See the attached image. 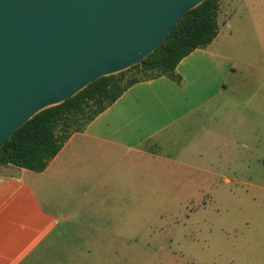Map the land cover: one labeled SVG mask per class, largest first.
<instances>
[{"label":"crops","instance_id":"obj_1","mask_svg":"<svg viewBox=\"0 0 264 264\" xmlns=\"http://www.w3.org/2000/svg\"><path fill=\"white\" fill-rule=\"evenodd\" d=\"M217 20V38L178 64L180 81L131 86L42 172L2 166L0 264H32L69 228L112 237L99 220H128L129 197L143 206L147 190L226 193L248 176L254 196L264 195V0H222ZM75 255L107 264L112 253ZM234 264H264V238H250Z\"/></svg>","mask_w":264,"mask_h":264},{"label":"water","instance_id":"obj_2","mask_svg":"<svg viewBox=\"0 0 264 264\" xmlns=\"http://www.w3.org/2000/svg\"><path fill=\"white\" fill-rule=\"evenodd\" d=\"M204 0H0V149L39 112L140 64Z\"/></svg>","mask_w":264,"mask_h":264},{"label":"rangeland","instance_id":"obj_3","mask_svg":"<svg viewBox=\"0 0 264 264\" xmlns=\"http://www.w3.org/2000/svg\"><path fill=\"white\" fill-rule=\"evenodd\" d=\"M221 29L222 37L230 34ZM135 74L136 70L126 71L125 80ZM3 172L7 169L0 166ZM217 181L221 183L218 188L224 186L222 180ZM251 182L242 176L225 187L226 193L218 194H171L164 189L152 194L147 190L143 206H134L133 196L129 197L124 211L128 220H99L98 225H110L102 229H110L112 237L97 238L89 226L69 228L43 247V258L32 264H71L72 255L88 249L111 251L107 264H234L235 253L249 250L250 238H264V195L254 196L248 186ZM75 256L80 264L101 261L86 263Z\"/></svg>","mask_w":264,"mask_h":264},{"label":"trees","instance_id":"obj_4","mask_svg":"<svg viewBox=\"0 0 264 264\" xmlns=\"http://www.w3.org/2000/svg\"><path fill=\"white\" fill-rule=\"evenodd\" d=\"M221 1L204 0L190 10L154 52L140 64L119 72L120 77H102L65 102L36 114L2 146L0 166L42 172L73 133L82 131L131 86L161 76L180 81L176 68L181 60L217 38ZM128 70H136V74L125 80Z\"/></svg>","mask_w":264,"mask_h":264}]
</instances>
